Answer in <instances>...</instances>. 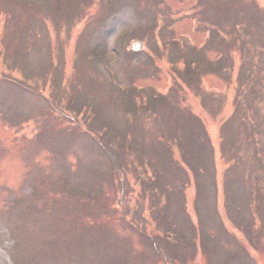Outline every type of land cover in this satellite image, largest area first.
Here are the masks:
<instances>
[{"label": "rangeland", "instance_id": "rangeland-1", "mask_svg": "<svg viewBox=\"0 0 264 264\" xmlns=\"http://www.w3.org/2000/svg\"><path fill=\"white\" fill-rule=\"evenodd\" d=\"M0 264H264V0H0Z\"/></svg>", "mask_w": 264, "mask_h": 264}, {"label": "water", "instance_id": "water-1", "mask_svg": "<svg viewBox=\"0 0 264 264\" xmlns=\"http://www.w3.org/2000/svg\"><path fill=\"white\" fill-rule=\"evenodd\" d=\"M140 44H141L140 41H134V43H133L134 46H136V45L138 46V45H140Z\"/></svg>", "mask_w": 264, "mask_h": 264}]
</instances>
